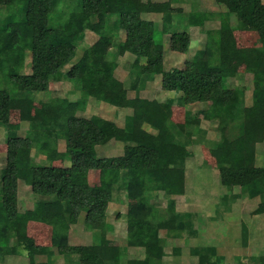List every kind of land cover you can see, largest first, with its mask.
<instances>
[{
	"label": "trees",
	"instance_id": "16d2710c",
	"mask_svg": "<svg viewBox=\"0 0 264 264\" xmlns=\"http://www.w3.org/2000/svg\"><path fill=\"white\" fill-rule=\"evenodd\" d=\"M184 0H0V125L7 131L13 106L28 120L32 137L6 136L7 164L0 175V214L6 217L10 236L0 237V260L26 255L29 264H167L150 252L184 236L193 213L170 211L184 195L189 147L195 137H206L203 120L217 124L221 139L214 146L220 182L239 186L250 199H259L254 214H264V166L257 164V145L264 142V1L218 0L224 12L192 6H175ZM162 15V23L153 15ZM219 18V26L206 29L210 39L202 49H192L190 28L205 30ZM31 30L32 72H20L26 64L27 36ZM257 31L259 46L240 47L236 32ZM170 34L171 50L186 55L183 67L163 68L165 41L157 32ZM124 33V37L122 35ZM96 36L94 42L87 35ZM81 49L79 59L67 72ZM145 58L143 69L132 66L131 88L143 90L159 77L163 90L177 98H131L124 88L108 87L110 67L119 57ZM240 58L252 75V103H246V87L232 85L228 67ZM12 62L16 64L13 65ZM68 79L78 92L65 105L44 102L32 111L36 93L50 92L52 82ZM90 100L104 102L125 112L119 121L78 116ZM210 103L203 113L188 111L182 123L173 118L174 103ZM65 149L59 150V141ZM118 141L124 152L99 156L96 148ZM50 165L36 163L32 150ZM58 160L68 166H56ZM99 171L100 186L92 188L89 173ZM20 184L36 196L32 209H20ZM145 194L141 227L128 234L126 246L115 243L75 245L69 240L73 214L85 213L88 225H107L115 189ZM162 194L167 205L158 200ZM173 206V203H172ZM117 217H119L117 215ZM51 228V244L40 245L28 233L29 222ZM139 222V223H140ZM250 231L242 223L247 244ZM209 246L191 248L192 264H221ZM175 253L181 248L173 247ZM126 258L127 260H123ZM259 262L264 264V253Z\"/></svg>",
	"mask_w": 264,
	"mask_h": 264
},
{
	"label": "rangeland",
	"instance_id": "374dc122",
	"mask_svg": "<svg viewBox=\"0 0 264 264\" xmlns=\"http://www.w3.org/2000/svg\"><path fill=\"white\" fill-rule=\"evenodd\" d=\"M162 1V0H155ZM264 1V0H263ZM175 6H183L187 11L196 6L203 10L213 12H224L228 9L227 5L218 0H184L181 3H175ZM0 11H7V7H0ZM153 18L162 23V15H153ZM219 26V18L207 23L205 30H201L198 26L190 28L192 49H202L210 39L206 29H215ZM27 36V55L26 64L20 69L23 74L32 72L31 59V30L25 26ZM124 37V33L122 32ZM170 34L164 35L158 31L156 39L159 42L165 41L164 65L163 68L168 70L174 67H183L186 61V55L173 51L169 47ZM236 39L240 47L259 46L261 44L260 35L257 31L246 30L236 32ZM96 36L87 35V41L94 42ZM168 43V44H167ZM82 51L79 49L77 57L71 62L63 66L64 72H67L72 64L81 56ZM145 58H136L132 55H124L119 57L118 62L112 63L110 67V77L108 87L124 88L128 90L131 98L139 96L143 100L151 101L158 99L164 101L167 98H177L180 96L174 91H166L162 88L159 77L155 80L148 81L143 90H133L131 86V69L134 66L137 69H143ZM15 65V62H12ZM229 73L234 74L231 78L232 85L246 87V103H252V75L247 72L244 62L234 57L232 63L228 67ZM78 92L74 89V85L68 79L58 82H52L50 92L36 93L33 100L32 111H37L41 105L50 101L53 105H65L70 100H75ZM177 102V101H176ZM210 107V103L196 102L188 105L182 104L181 101L174 103L173 118L176 122L184 121L185 113L195 111L203 113ZM116 116L115 108L105 105L104 102L90 100L85 111H79L78 116L91 117L100 115L103 118L119 121V125H123L125 112L120 110ZM21 110L17 106L12 107L11 125L9 130L0 125V175L1 170L7 164V144L6 136L17 135L20 137H32L34 131L28 120L21 119ZM202 127L207 130L206 137H195L193 143L189 147L188 164H187V182L186 192L184 195L177 197V202L173 203L170 211L173 212H190L193 213L191 223L186 222L189 226L188 233L184 231L181 239H172L164 246L168 255L166 262L168 264H192L197 261V257H192L191 248L200 246H209V253L217 262L221 264H261L259 257L264 253V214H254V210L259 203V199H250L246 192L239 186L226 187L220 182L219 169L216 166V159L213 148L221 139L220 129L217 124H212L207 120H203ZM59 150L65 149V141L60 140ZM99 156H118L124 152V144L114 141L107 145L98 146L96 148ZM32 155L36 163L50 165V161L46 160L44 155H38L36 150H32ZM56 166H68L69 161L58 160L53 163ZM257 164L264 166V142L257 145ZM99 171L92 170L89 173V184L92 188L100 186ZM20 209H32L36 200V196L31 191L29 185L20 184ZM158 200L162 205H167L162 194ZM145 194L143 192L131 193L125 189L116 188L115 196L109 206L108 224L105 225H88L85 221V213L73 214V225L71 227L69 240L75 245L84 244H107L116 243L117 245L127 243L128 234L138 230L141 227V218L144 214ZM169 205H171L169 203ZM117 215L119 217H117ZM118 218L119 221H118ZM119 223H118V222ZM140 222V223H139ZM242 223H245L250 231V237L247 244L242 239ZM30 224V223H29ZM114 226V227H113ZM90 228V229H88ZM79 229L82 231L78 232ZM90 230L85 233V230ZM114 230L113 234L107 237H101L105 231ZM30 234L36 240V243L50 244L51 228L38 223L32 222L30 226ZM11 232L6 217L0 214V237L10 236ZM126 246V245H125ZM180 247L181 251L175 253L173 247ZM157 251V252H156ZM152 252V251H151ZM160 249L153 250L152 254L161 255ZM28 256L7 255L0 264H27ZM55 264H63V259L57 257ZM129 264H134L131 261Z\"/></svg>",
	"mask_w": 264,
	"mask_h": 264
},
{
	"label": "crops",
	"instance_id": "0c3cea01",
	"mask_svg": "<svg viewBox=\"0 0 264 264\" xmlns=\"http://www.w3.org/2000/svg\"><path fill=\"white\" fill-rule=\"evenodd\" d=\"M174 202H177V198L175 199V201ZM174 202H172V203H174ZM172 203H171V205H170V208L172 207ZM119 219L120 218H118V221H119ZM117 221V222H118ZM30 224H29V227H28V233H29V235L31 236V237H33V235L32 234H30V226H31V223H32V221L31 222H29ZM119 223V222H118ZM42 224V223H41ZM47 226V225H46ZM49 227V226H48ZM114 227V226H113ZM88 229H90V228H88ZM188 229H189V226L187 225L186 226V232L188 233ZM72 231V230H71ZM80 231H82L81 229H79V231L78 232H80ZM86 232L85 233H87V231H89L90 232V230H85ZM115 231L114 230H110V231H105V234L103 233V235H101V237H107V236H109V234H113ZM34 238V237H33ZM35 239V238H34ZM36 241V240H35ZM71 242V241H70ZM38 244H40V245H50V244H41V243H38ZM116 244V243H115ZM118 245H120V246H125L126 244H122V242L120 243V244H118ZM159 249V248H158ZM157 249V250H158ZM160 251H162V253H161V255L159 256V255H156V254H152V252H153V250H152V252H150V254L152 255V256H159V258H163L164 259V261H166L167 260V255H168V252H167V249L166 248H161L160 249ZM157 252V251H156ZM21 256H26V255H21ZM59 258H62V257H60V256H58ZM28 260V262H27V264H29V258H27ZM63 259V258H62ZM123 260H127L126 258H123ZM56 262H57V260H56ZM63 264H66V262L63 260ZM122 264H127L126 262H123ZM168 264V263H167Z\"/></svg>",
	"mask_w": 264,
	"mask_h": 264
}]
</instances>
